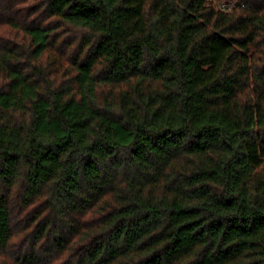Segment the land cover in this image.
I'll return each mask as SVG.
<instances>
[{
	"label": "trees",
	"instance_id": "obj_1",
	"mask_svg": "<svg viewBox=\"0 0 264 264\" xmlns=\"http://www.w3.org/2000/svg\"><path fill=\"white\" fill-rule=\"evenodd\" d=\"M0 264H264V0H0Z\"/></svg>",
	"mask_w": 264,
	"mask_h": 264
},
{
	"label": "built area",
	"instance_id": "obj_2",
	"mask_svg": "<svg viewBox=\"0 0 264 264\" xmlns=\"http://www.w3.org/2000/svg\"><path fill=\"white\" fill-rule=\"evenodd\" d=\"M221 9H223L225 11H229L230 10V7L222 6Z\"/></svg>",
	"mask_w": 264,
	"mask_h": 264
},
{
	"label": "rangeland",
	"instance_id": "obj_3",
	"mask_svg": "<svg viewBox=\"0 0 264 264\" xmlns=\"http://www.w3.org/2000/svg\"><path fill=\"white\" fill-rule=\"evenodd\" d=\"M2 31L7 32V31H5L4 29H2ZM7 34H8V33H7Z\"/></svg>",
	"mask_w": 264,
	"mask_h": 264
}]
</instances>
